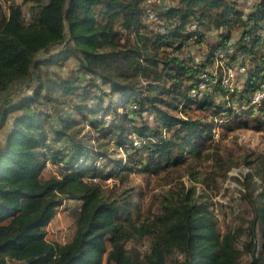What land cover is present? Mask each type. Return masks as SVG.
<instances>
[{
  "label": "trees",
  "instance_id": "16d2710c",
  "mask_svg": "<svg viewBox=\"0 0 264 264\" xmlns=\"http://www.w3.org/2000/svg\"><path fill=\"white\" fill-rule=\"evenodd\" d=\"M154 1L0 2V95L30 90L0 100V264H262L256 236L238 246L192 188L145 219L133 195L102 188L124 172L185 163L226 119L263 121L264 107L250 100L264 69V0L248 13L238 0ZM147 6L156 20L144 18ZM232 39L228 63L246 66L242 88L238 79L226 88L219 69L193 96ZM205 43V56L193 57L191 45ZM110 142L127 158L114 159ZM47 159L63 164L53 176H44ZM67 200L78 203L74 231L65 243L49 241L46 227ZM255 215L264 226V203ZM148 235L146 251L130 245Z\"/></svg>",
  "mask_w": 264,
  "mask_h": 264
},
{
  "label": "rangeland",
  "instance_id": "374dc122",
  "mask_svg": "<svg viewBox=\"0 0 264 264\" xmlns=\"http://www.w3.org/2000/svg\"><path fill=\"white\" fill-rule=\"evenodd\" d=\"M10 1L13 0H5L3 5L9 6ZM238 1L246 13L252 10L256 2V0ZM154 3L166 7L176 5L178 0H155ZM28 7L25 9H29ZM206 45L207 43L203 44L202 48L191 45L193 57L201 59L203 54L205 56ZM240 75V72H236L235 79H241ZM239 83L242 87L243 80ZM14 90L13 94L17 96L30 92L25 85ZM13 94L1 93L0 100L6 95ZM254 114L257 116L259 112L255 111ZM194 115L202 116V113L198 111ZM243 119L236 121L226 119L221 127L216 128L217 132L214 130V138L208 142L207 147L200 150L199 155L189 151L185 153L187 158L185 163L174 165L154 175L137 170L121 173L118 178H110L103 182L104 192H113L117 195L125 192L133 195L132 198L138 204L137 211L142 213V219H145L150 216L153 218L160 213L167 198L178 196L192 188L196 191L195 199L209 205L219 231L223 234L229 231L236 232L238 246L243 247L251 234L256 236V253L262 258V264H264L262 249L264 226L255 215L256 207L264 203V115L260 118L263 121L252 119L246 123ZM86 129L88 130V127ZM0 139H3V131H0ZM136 140L138 139L135 138ZM112 143H108L111 145H106L104 149L114 159H126L128 153L122 147L118 148ZM139 155V159H142V153ZM112 165L111 168L114 170H120L121 166L113 167ZM79 169H83V166ZM55 173V170L46 169L44 176H53ZM74 202L67 200L48 225L47 235L50 241L65 243L73 233L76 216ZM151 239L152 236L148 235L136 242L131 241L130 245H137L138 249L146 251ZM244 257L247 259L248 256ZM10 264H20V262L12 261Z\"/></svg>",
  "mask_w": 264,
  "mask_h": 264
},
{
  "label": "built area",
  "instance_id": "2783aa9c",
  "mask_svg": "<svg viewBox=\"0 0 264 264\" xmlns=\"http://www.w3.org/2000/svg\"><path fill=\"white\" fill-rule=\"evenodd\" d=\"M144 18L147 20L157 19V15L151 6H147L145 10ZM232 52H233L232 41H229L224 47L220 48L216 52L215 68H211V70L204 71L200 74L197 87H195L191 91V94L193 96H202L205 91L210 89V85L216 81V75L219 69L223 70L222 80L224 86L232 90L236 88L235 74L236 72H240V73L244 72L246 66L241 63L235 64L234 62L229 64L228 55ZM239 59L242 62L244 60V55L240 54ZM250 106H254L256 108L264 107V69L259 86L255 89V91L251 95ZM107 118H109V115L107 116ZM218 127L219 126H217L216 128ZM216 128L214 129L215 132H217ZM136 143H138V141H136ZM44 165H45V169H52L57 171V169L61 167L63 164L55 163L51 159H47ZM84 178L90 181L96 180V178L92 177L89 173H84Z\"/></svg>",
  "mask_w": 264,
  "mask_h": 264
},
{
  "label": "crops",
  "instance_id": "0c3cea01",
  "mask_svg": "<svg viewBox=\"0 0 264 264\" xmlns=\"http://www.w3.org/2000/svg\"><path fill=\"white\" fill-rule=\"evenodd\" d=\"M231 41L234 42L235 39H232ZM238 61H241V60L238 58ZM235 63H237V62H235ZM212 68H215V63L213 64V67H212ZM238 88H239V89L242 88V87H240V83L238 84ZM50 224H51V223H50ZM50 224H49V225H50ZM47 227H48V226H47ZM47 227H46V230H47ZM47 239H48V235H47ZM48 240H49V239H48ZM49 241H50V240H49Z\"/></svg>",
  "mask_w": 264,
  "mask_h": 264
}]
</instances>
